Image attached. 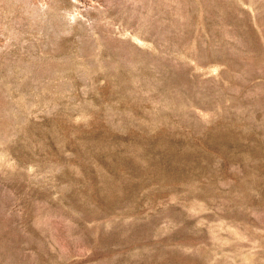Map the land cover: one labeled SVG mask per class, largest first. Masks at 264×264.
<instances>
[{
	"label": "rangeland",
	"instance_id": "rangeland-1",
	"mask_svg": "<svg viewBox=\"0 0 264 264\" xmlns=\"http://www.w3.org/2000/svg\"><path fill=\"white\" fill-rule=\"evenodd\" d=\"M0 264H264V0H0Z\"/></svg>",
	"mask_w": 264,
	"mask_h": 264
}]
</instances>
